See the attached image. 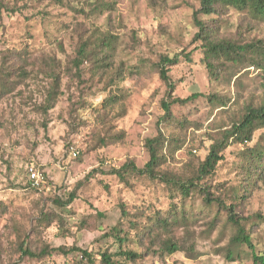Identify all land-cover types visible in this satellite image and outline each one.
Masks as SVG:
<instances>
[{
	"label": "rangeland",
	"instance_id": "1",
	"mask_svg": "<svg viewBox=\"0 0 264 264\" xmlns=\"http://www.w3.org/2000/svg\"><path fill=\"white\" fill-rule=\"evenodd\" d=\"M96 1L0 0V80L8 82L0 87V264H88L77 251L23 255L22 242L33 252L78 246L101 264L97 253L118 247L105 235L118 224L127 235L122 246L140 254L127 264H249L245 245L232 247L233 260L224 257L234 228L203 193L249 217L252 241L264 253V219L254 216H264V168L248 170L247 164L248 148L264 149V127L250 141L230 142L213 173L186 197L158 177L112 170L129 161L143 167L145 139L160 132L158 172L169 179L193 176L211 137L247 105L264 102L260 69L222 61L215 77L209 74L194 38V13L213 38L237 44L264 43V21L231 6L205 14L199 0H100L108 4L102 12ZM103 37L110 47L103 48ZM84 41L88 55L77 64ZM175 54L179 61L168 71L174 96H201L173 104L172 116L163 119L166 85L157 62ZM52 66L59 89L46 109ZM30 165L45 176L39 188L28 179ZM172 212L183 219L171 222ZM157 216L170 223L156 222ZM168 240L179 249L165 250Z\"/></svg>",
	"mask_w": 264,
	"mask_h": 264
},
{
	"label": "trees",
	"instance_id": "2",
	"mask_svg": "<svg viewBox=\"0 0 264 264\" xmlns=\"http://www.w3.org/2000/svg\"><path fill=\"white\" fill-rule=\"evenodd\" d=\"M200 7L199 12L205 14H211L216 11L220 6H231L240 10L247 11L252 17L264 21V0H199ZM108 7L106 2L100 0L96 1L94 9L102 12L104 8ZM194 13V24L197 27V32L194 36L195 39H199L202 43V47L205 52L206 66L211 76L216 75L218 71V62L231 61L237 64H246L247 66H254L260 69L264 75V43L252 42L246 44H237L235 42L225 39L213 38L212 31L206 27L205 22L196 18ZM103 48L110 47V40L103 37L101 40ZM88 42L84 41L80 44L78 49V63H82L84 58L88 55L87 47ZM179 61L178 54L172 57L163 55L157 62V69L159 77L165 82L166 90L163 99L161 100V108L163 110V119H169L172 116L171 106L173 104H185L199 96L200 93H193L188 97L180 98L174 96L175 89L174 83L170 80L168 75L169 66H172ZM56 67L52 66L51 70V86L47 94L46 109L52 108L56 103V97L59 89V77L56 73ZM1 76V73H0ZM7 80H0V87H6ZM209 103H214L218 98H211L202 95ZM264 127V102L257 105H247L244 113L234 120L230 127L219 132L217 135L211 137V143L208 147L205 158L199 162L196 172L193 176L185 179H169L166 178L163 173L158 172V167L161 164L164 154L161 148L164 144L162 134L159 132L153 138L145 139V147L148 151L149 158L143 165V167H136L132 161L125 162L118 169L112 170V173L122 176L125 171L134 172L140 175H146L149 178H160L163 183L171 182L176 186L181 195L186 197L189 195L191 189L201 188L199 184L202 179L213 173L216 164L222 159V151L230 144V142H244L252 139V134L258 128ZM247 164L250 166L248 170H262L264 168V149L261 146L255 144L253 147L248 148ZM73 199L71 196L68 202H59V204L65 206L69 201ZM203 199L206 204L215 203L217 211L224 210L226 213V220L233 228V234L230 236L227 245L225 246L224 257L227 260H233V246L245 245L250 250L251 262L249 264H264V253L256 250V247L252 241L249 229L247 228V219L249 217L240 216L235 212V204L230 203L227 205L222 199L210 195L208 190L204 191ZM125 213V212H124ZM256 219L262 220L264 216L259 213L254 214ZM183 216L177 217L176 212H172L171 222L178 223ZM168 216H157L156 222H160L162 225H167ZM144 231H150L151 227L143 228ZM107 233V234H106ZM105 235H108L114 239L118 247L114 252L99 251V260L101 264H127V262L135 261L140 257V254L124 248L122 245L126 241L127 235L124 228L118 224L112 226ZM165 250L170 253L179 249L176 243L172 240H168L163 244ZM21 254L29 255L32 257L41 256L44 254L59 253L68 254L73 251L80 253L82 259L88 264H94L95 256L88 249H83L78 246H59L53 248H41L39 252H33L25 243H21L19 246Z\"/></svg>",
	"mask_w": 264,
	"mask_h": 264
},
{
	"label": "built area",
	"instance_id": "3",
	"mask_svg": "<svg viewBox=\"0 0 264 264\" xmlns=\"http://www.w3.org/2000/svg\"><path fill=\"white\" fill-rule=\"evenodd\" d=\"M71 153H72L73 156H75L78 153V151L76 149L72 148ZM26 173H27L29 181L36 188H39V186H41L42 184L45 183V176H44L43 172L40 171L35 166L30 165L27 168V172Z\"/></svg>",
	"mask_w": 264,
	"mask_h": 264
}]
</instances>
